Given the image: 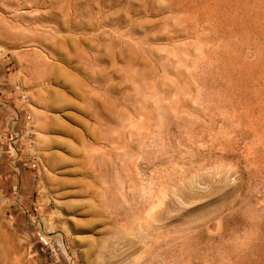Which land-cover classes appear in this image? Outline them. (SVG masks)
Here are the masks:
<instances>
[{
    "label": "rangeland",
    "instance_id": "1",
    "mask_svg": "<svg viewBox=\"0 0 264 264\" xmlns=\"http://www.w3.org/2000/svg\"><path fill=\"white\" fill-rule=\"evenodd\" d=\"M0 264H264V0H0Z\"/></svg>",
    "mask_w": 264,
    "mask_h": 264
}]
</instances>
